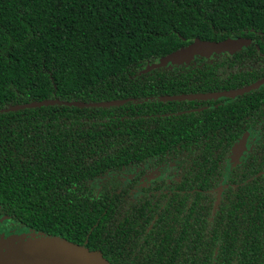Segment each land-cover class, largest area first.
I'll use <instances>...</instances> for the list:
<instances>
[{
    "label": "trees",
    "instance_id": "trees-1",
    "mask_svg": "<svg viewBox=\"0 0 264 264\" xmlns=\"http://www.w3.org/2000/svg\"><path fill=\"white\" fill-rule=\"evenodd\" d=\"M238 37L234 54L145 72L196 38ZM262 78L264 0H0V204L112 264H264V158L227 168L234 130L264 129V85L228 112L159 99ZM49 99L129 101L7 110ZM143 163L176 164L193 192L117 193V171Z\"/></svg>",
    "mask_w": 264,
    "mask_h": 264
},
{
    "label": "water",
    "instance_id": "water-1",
    "mask_svg": "<svg viewBox=\"0 0 264 264\" xmlns=\"http://www.w3.org/2000/svg\"><path fill=\"white\" fill-rule=\"evenodd\" d=\"M250 44L246 38H227L222 41H209L196 38L186 47L180 48L166 56L158 58L145 69L148 72L155 68L172 65L190 64L195 57L210 58L218 54H234ZM264 85V78L248 86L204 94H184L174 96H161V101H192V100H216L221 97L235 98L244 95ZM124 100H111L96 103L84 102H61L57 99L30 102L23 105L10 107L7 110H21L26 108H36L50 106L54 104H65L78 107H102L109 108L121 106L128 102ZM245 148V138L236 143L230 153L232 164L234 165L242 155ZM220 196L216 201L219 205ZM63 242L56 244L54 242ZM0 264H112L100 251L90 250L85 245L75 244L59 236L46 235L37 231L30 234L13 235L0 239Z\"/></svg>",
    "mask_w": 264,
    "mask_h": 264
},
{
    "label": "flooded vegetation",
    "instance_id": "flooded-vegetation-1",
    "mask_svg": "<svg viewBox=\"0 0 264 264\" xmlns=\"http://www.w3.org/2000/svg\"><path fill=\"white\" fill-rule=\"evenodd\" d=\"M183 65H189V64H183ZM237 97L235 98L221 97L216 100H192V101L184 100L179 102H192L190 105L187 104L183 105L184 107L191 106L188 112L189 111L201 112L206 109H213L219 107L227 108L226 112H228V111H232L233 108V106L230 105L231 101L228 100H235ZM234 108L236 111L235 106ZM180 113L181 112H177L176 114H180ZM240 128L234 130L236 131V133L240 134L239 137H237L234 145L238 143L241 139L245 138V148L242 155L239 157V159L236 161L234 165L232 164V160L229 156V165L227 166L228 170H230L231 166L238 169V166L242 164V161L244 159L250 157L251 159L253 158L254 160H256L255 158H260V159L264 158V136H263L264 134L261 135L264 129L258 127H243L244 128L243 133L241 134ZM222 131H224V129H222ZM117 172L119 175L118 176L119 180L120 182H122L118 188L117 193H121L124 197L127 198H133V199L138 197L149 198V197H154L157 194L162 195L164 197H173L178 192L180 193L193 192V189L192 190L188 189V187H191L190 185L183 184L182 182L183 178L179 174L178 166L174 163L172 165H166V164L159 165L158 167H152L148 164L145 165V163H143L138 168H134V166L123 167L122 171H117ZM262 173H264V170L261 172H257V175H261ZM137 175H139V177H136ZM241 177H242V173L238 171L237 181H241ZM97 182L103 183L105 182V179H98ZM227 186L228 185L224 184L216 189L217 195L213 206V213H215V211L218 208V206L216 207V201L218 196H220L221 199L222 193L227 188ZM112 187H113L112 185L109 186V189H112ZM100 188L102 189L103 187L101 186ZM101 189H98L97 191H100ZM32 232H37V231L32 230L19 223L16 219H14L11 215H9L7 211L3 208L2 204H0V239L8 238L13 235L30 234ZM96 251L101 252V250H96Z\"/></svg>",
    "mask_w": 264,
    "mask_h": 264
},
{
    "label": "snow or ice",
    "instance_id": "snow-or-ice-1",
    "mask_svg": "<svg viewBox=\"0 0 264 264\" xmlns=\"http://www.w3.org/2000/svg\"><path fill=\"white\" fill-rule=\"evenodd\" d=\"M54 243H56V244H61V245L63 244V242H59V241L54 242Z\"/></svg>",
    "mask_w": 264,
    "mask_h": 264
}]
</instances>
